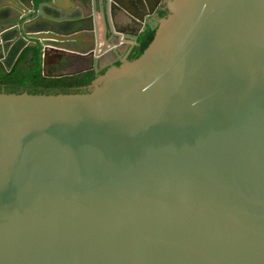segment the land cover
<instances>
[{"label":"water","instance_id":"1","mask_svg":"<svg viewBox=\"0 0 264 264\" xmlns=\"http://www.w3.org/2000/svg\"><path fill=\"white\" fill-rule=\"evenodd\" d=\"M1 1L7 71L155 32L82 91H0V264H264V0Z\"/></svg>","mask_w":264,"mask_h":264},{"label":"trees","instance_id":"2","mask_svg":"<svg viewBox=\"0 0 264 264\" xmlns=\"http://www.w3.org/2000/svg\"><path fill=\"white\" fill-rule=\"evenodd\" d=\"M159 14L164 16L167 12L160 9ZM154 32L155 29L149 26L140 32L136 43L128 54V58L140 55L152 40ZM115 63L118 64L119 61ZM103 70L104 68L99 72L86 70L60 77L45 76L42 71L41 46L29 45L22 50L9 71L0 66V91L22 92L26 90L33 93L82 91Z\"/></svg>","mask_w":264,"mask_h":264},{"label":"flooded vegetation","instance_id":"3","mask_svg":"<svg viewBox=\"0 0 264 264\" xmlns=\"http://www.w3.org/2000/svg\"><path fill=\"white\" fill-rule=\"evenodd\" d=\"M42 0H34V2H35V4H37V3H39V2H41ZM60 2H62V3H64V1L63 0H59ZM3 1H1L0 0V4L2 3ZM13 3H15V5H16V3H19V2H17V1H12ZM65 4V3H64ZM76 7V6H75ZM86 8H80L79 10L80 11H84ZM160 9H164V10H166V12H168V0H162L161 1V3L158 5V7L156 8V10H155V13H154V15L152 16L155 20H158L161 16H160V14H159V11H160ZM75 12H77V11H75ZM131 47V43H129V45H128V47ZM132 48V47H131ZM131 48H130V50H131ZM130 50H129V52H130ZM129 52H127V53H123V54H121V56H123V55H126L127 54V58H128V54H129ZM20 55V54H19ZM120 55V54H119ZM108 56H109V54H108ZM107 56V57H108ZM18 58V57H17ZM116 61H118V58L116 59V60H114L113 62H111V63H115ZM15 63V62H14ZM14 65V64H13ZM0 66H2L3 68H4V66L2 65V63L0 62ZM81 66V62H80V59H73V62H67V61H64V62H62V63H59V64H50L49 66H48V72H57V71H65V70H67V69H74V68H77V67H80ZM103 69V68H102ZM102 69H100V70H102Z\"/></svg>","mask_w":264,"mask_h":264},{"label":"crops","instance_id":"4","mask_svg":"<svg viewBox=\"0 0 264 264\" xmlns=\"http://www.w3.org/2000/svg\"><path fill=\"white\" fill-rule=\"evenodd\" d=\"M65 5H69L68 0H63ZM85 12H88L87 9H85ZM130 43V40H124L120 45L117 46V52L115 51H109V56L105 57V59L100 60L99 62V68H105L108 64H110L111 62H113L114 60H116L121 54L123 53H127L130 49V46L128 47ZM118 53L120 55H118Z\"/></svg>","mask_w":264,"mask_h":264}]
</instances>
